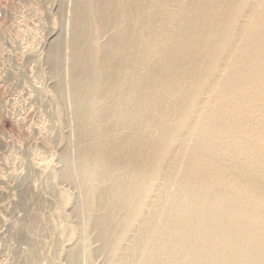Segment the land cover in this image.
Instances as JSON below:
<instances>
[{"label": "bare ground", "instance_id": "1", "mask_svg": "<svg viewBox=\"0 0 264 264\" xmlns=\"http://www.w3.org/2000/svg\"><path fill=\"white\" fill-rule=\"evenodd\" d=\"M67 7L45 59L71 115L66 264H264V0Z\"/></svg>", "mask_w": 264, "mask_h": 264}, {"label": "rangeland", "instance_id": "2", "mask_svg": "<svg viewBox=\"0 0 264 264\" xmlns=\"http://www.w3.org/2000/svg\"><path fill=\"white\" fill-rule=\"evenodd\" d=\"M67 6L0 0V264H33L23 259L24 231L46 243L35 264H66L57 252L67 244L60 191L76 190L55 172L68 149L71 115L52 91L45 59L52 41L66 34ZM32 218L40 224L35 232L26 230Z\"/></svg>", "mask_w": 264, "mask_h": 264}]
</instances>
